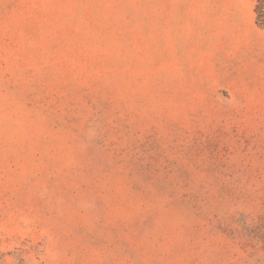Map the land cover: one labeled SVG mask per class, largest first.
<instances>
[{
    "label": "rangeland",
    "instance_id": "obj_1",
    "mask_svg": "<svg viewBox=\"0 0 264 264\" xmlns=\"http://www.w3.org/2000/svg\"><path fill=\"white\" fill-rule=\"evenodd\" d=\"M259 13L0 0V264H264Z\"/></svg>",
    "mask_w": 264,
    "mask_h": 264
},
{
    "label": "trees",
    "instance_id": "obj_2",
    "mask_svg": "<svg viewBox=\"0 0 264 264\" xmlns=\"http://www.w3.org/2000/svg\"><path fill=\"white\" fill-rule=\"evenodd\" d=\"M263 15H264L263 13H259V19L264 22V16Z\"/></svg>",
    "mask_w": 264,
    "mask_h": 264
}]
</instances>
